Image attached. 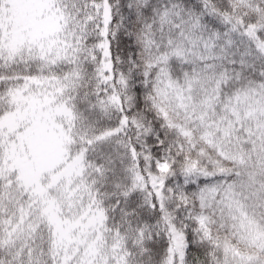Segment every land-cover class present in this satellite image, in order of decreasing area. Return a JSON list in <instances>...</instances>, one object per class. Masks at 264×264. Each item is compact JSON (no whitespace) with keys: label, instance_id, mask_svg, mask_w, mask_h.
Returning a JSON list of instances; mask_svg holds the SVG:
<instances>
[{"label":"snow or ice","instance_id":"1","mask_svg":"<svg viewBox=\"0 0 264 264\" xmlns=\"http://www.w3.org/2000/svg\"><path fill=\"white\" fill-rule=\"evenodd\" d=\"M0 264H264V0H0Z\"/></svg>","mask_w":264,"mask_h":264}]
</instances>
